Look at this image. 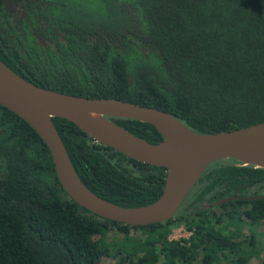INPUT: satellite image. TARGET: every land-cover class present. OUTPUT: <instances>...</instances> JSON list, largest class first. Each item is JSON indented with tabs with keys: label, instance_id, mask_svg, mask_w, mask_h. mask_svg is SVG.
Returning a JSON list of instances; mask_svg holds the SVG:
<instances>
[{
	"label": "trees",
	"instance_id": "16d2710c",
	"mask_svg": "<svg viewBox=\"0 0 264 264\" xmlns=\"http://www.w3.org/2000/svg\"><path fill=\"white\" fill-rule=\"evenodd\" d=\"M0 61L37 86L156 108L196 132L245 127L264 121V0H0ZM106 118L161 141L150 124ZM51 122L92 193L123 207L160 195L164 167L127 157L63 118ZM260 195L264 167L225 158L206 167L165 221L102 218L62 190L46 145L0 105V264H95L101 256L194 264L199 253L198 264H220L222 251L236 248L242 255L230 262L242 264L258 253L252 233L241 237L245 220L264 221ZM233 196L241 198L226 199ZM178 226L188 236L170 239Z\"/></svg>",
	"mask_w": 264,
	"mask_h": 264
},
{
	"label": "water",
	"instance_id": "95a60500",
	"mask_svg": "<svg viewBox=\"0 0 264 264\" xmlns=\"http://www.w3.org/2000/svg\"><path fill=\"white\" fill-rule=\"evenodd\" d=\"M0 105L25 121L46 145L62 190L79 206L112 221L142 226L172 217L208 165L225 158L264 167V121L232 130L200 133L170 113L114 98H89L32 84L0 61ZM51 117L63 118L123 155L166 169L160 195L146 205L123 207L88 190L78 178ZM106 117L152 125L161 136L149 143ZM257 197H264L260 195ZM241 198L239 196L227 197ZM253 198V197H252ZM255 198V197H254Z\"/></svg>",
	"mask_w": 264,
	"mask_h": 264
},
{
	"label": "rangeland",
	"instance_id": "374dc122",
	"mask_svg": "<svg viewBox=\"0 0 264 264\" xmlns=\"http://www.w3.org/2000/svg\"><path fill=\"white\" fill-rule=\"evenodd\" d=\"M243 235L241 238H248L249 233H252L254 239V243L258 244V253L256 255H250L248 260L246 262H242V264H256L258 262L264 261V221L262 220H256L254 224L249 225L247 224V220H245V223L242 226ZM131 235L138 237L140 236V231L136 230L134 232H130ZM108 236H112L116 241L120 240L121 235L116 232H108ZM188 231H186L183 227L178 226L176 227L171 234H169L170 239H178L179 237H187ZM222 253H225L224 255L219 256V263L220 264H232L230 261L233 259L237 260L238 257L241 254V251L236 248L235 251L230 252L222 251ZM117 257H108V256H101L95 264H115V260ZM242 261V260H241ZM200 262V253L197 255L194 264H198ZM212 264V263H209Z\"/></svg>",
	"mask_w": 264,
	"mask_h": 264
}]
</instances>
